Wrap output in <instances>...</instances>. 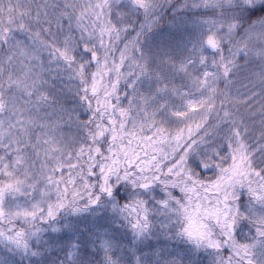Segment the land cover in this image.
<instances>
[{
  "label": "rangeland",
  "instance_id": "1",
  "mask_svg": "<svg viewBox=\"0 0 264 264\" xmlns=\"http://www.w3.org/2000/svg\"><path fill=\"white\" fill-rule=\"evenodd\" d=\"M45 1L53 6L49 13L51 16L56 13V17L45 14L37 17V23H45L43 32H13L4 39L18 92L0 111V264L23 263L16 260V255L17 259L25 261L18 249L20 241L42 244L47 253H54L56 264H62L65 256L72 259L84 243L96 245L106 255L129 251L133 242L131 226L115 214L111 201L103 207L76 212L74 207L64 213L67 208L64 207L63 181L67 175L64 168L69 161L72 164L74 159L77 161L87 153L80 155V152L90 149L89 117L88 120L82 118L90 106V98L95 108L90 114L96 120L99 137L92 149L93 152L104 149V160L110 161L103 183L110 187L109 180L116 179L119 171L128 165L127 172L132 177L129 180L141 177L138 180L147 185L146 191L135 192L130 202L134 208L139 205L137 199L142 202L140 216H147L149 223L144 228L150 227V231L138 239L136 248L141 251L138 253L156 257L159 251V257L172 256L180 260L183 247L174 237L182 231L176 222V211L173 207L161 206L167 202L151 185L158 180L162 169L178 171L184 167L183 156L191 143L186 145L184 140L197 137L215 108L219 76L209 62L210 49H217V40L210 31L214 26L211 17L199 19L197 25L202 28L194 34L197 42L192 41L196 43H191L189 52L183 56L179 52L153 51L159 37L161 42L162 34L153 35L142 45L140 32L127 44L125 42L110 61L104 37L118 39L143 11L155 13L161 7L162 16L174 0ZM185 1L171 8L170 14L180 10ZM243 1L252 5L264 0ZM212 2L194 0V5L203 8ZM158 16H154L155 20ZM180 16L184 15L179 14L178 19ZM171 20L175 29L176 20ZM91 53L95 54L91 75L96 92L83 96L80 89L93 59ZM138 58L142 67L132 77L135 85L128 98L119 101L121 82L132 72ZM151 65L158 68H150ZM145 70L147 76L142 74ZM147 79L151 86H141ZM47 93L61 102L48 108ZM63 98L66 101L61 100ZM255 102L254 109L263 115L264 96ZM238 126L229 131L230 136L221 137V142L215 146L203 150L192 147L187 158L188 169L192 168L190 161L205 165L202 182L209 191L222 195L229 190L250 192L260 207L245 203L239 207L240 212L249 218L264 220V171L262 165L236 152L241 139L247 136L243 131L246 124L241 121ZM214 127L215 134L226 130ZM242 150L245 151L244 146ZM186 171L182 170V174L187 179ZM195 173L200 172L195 169ZM36 218L52 221L47 228L18 235V238L13 236L15 229L10 222ZM132 218L135 220V211ZM255 251L258 263L264 264V242H258ZM27 257L30 261L34 254Z\"/></svg>",
  "mask_w": 264,
  "mask_h": 264
},
{
  "label": "trees",
  "instance_id": "2",
  "mask_svg": "<svg viewBox=\"0 0 264 264\" xmlns=\"http://www.w3.org/2000/svg\"><path fill=\"white\" fill-rule=\"evenodd\" d=\"M182 1L184 0L172 1L164 9L162 16L160 15L161 7L157 10L158 13L148 14L143 11L141 17L132 22L131 28L122 33L118 39L113 36L104 37V47L108 48L111 61L114 60L117 51L123 48V44L125 42L127 44L129 39L138 33L141 32L142 45L153 35L162 34L161 42L159 43V37L158 44L156 43L153 47V51L166 52L164 54L179 52L180 56H183L189 52L190 44L197 42V36L194 34L197 33V29L202 28L197 25L199 19L205 20L211 17L209 19L213 21L214 26L210 31L217 40V49H210L212 61L209 60V62L219 76L215 108L209 120L205 121L204 127L197 133V137L194 139L187 137L184 140L186 145L191 142L183 156L185 158L184 167L178 171L175 168L164 171L162 169L158 180L154 181L151 186H154V189L160 193L162 200H166L169 209L173 207L176 211V222L182 232L178 234L177 231L178 235L174 238L180 242L178 245L183 247L181 258L177 260L181 264H259L255 248L258 242H264V220L249 218L243 215L239 208L245 203L254 208L260 207L257 199L245 190H229L225 195L214 190L209 191L202 182V177L206 173L205 165L201 162L199 165L197 161H190L192 168L189 170L187 158L192 147L203 150L217 145L221 142V137L230 136L229 131L239 128L238 124L243 121L247 126L243 129L247 136L241 139L242 143L236 152L262 165L261 169L264 171V113L260 115L254 109L255 100L264 96V1L249 5L243 0H213L212 3L199 8L194 5V0H187L183 2L184 6L180 10H175L170 14V9ZM0 6V111H2L7 100L18 92L9 66L4 39L13 32L21 34L31 31L43 32L42 27L45 23H37V17H42L43 14L56 17V13L51 16L49 12H52L53 6L45 0H0ZM56 6L61 8L60 4ZM179 14L184 16L178 19ZM155 15H159L157 20H155ZM171 19L176 20L175 29ZM165 32L166 35H164ZM195 39L196 42H192ZM92 54L94 53H91V57ZM174 58L176 59L175 56ZM150 63L154 64L158 61H150ZM140 64L142 63L138 58L132 72L121 82L118 89L119 101L130 95L135 85L132 77L140 71L142 67ZM88 68L83 76L80 89L83 96L94 95L96 92L93 89L91 75L93 59ZM150 68L158 67L151 65ZM142 74L147 76L148 72L145 70ZM143 85H150V79L144 80L141 83V86ZM45 95L48 108L61 102L52 95L50 96V93ZM90 99V106L86 109L87 114L85 113L82 117L87 120L89 117L87 137L88 141H91V144H88L90 149L80 152V155L87 153L77 158V161L74 159L72 164H69L71 163L69 161L64 168V172L67 173L63 181L64 207H67L64 213H68L69 209L74 207L80 210L91 209L90 202L94 198L99 199L103 191L111 193V190L119 184H125L138 191H146L145 182L138 180L141 177H137L135 181L129 180L132 177L127 172L128 165L119 171L116 179L109 180L110 187L103 183V174L110 161L104 160L106 157L104 149L95 152L92 149L99 137L96 120L90 114L95 109L93 100ZM61 100L66 101L64 98ZM43 102L44 100L41 104ZM214 126L223 127L226 130L221 133L218 130L215 134L213 133L216 129ZM103 139L105 142L104 137ZM101 146L103 147L104 144ZM243 146L245 151L242 150ZM180 150L182 152V148ZM164 166H167V163ZM185 169L187 179L182 174V170ZM195 169L200 172L198 175ZM133 200L136 201V198ZM136 204L141 205L142 202L137 199ZM51 221V218L47 221L36 218L33 221L14 220L10 224L15 229L13 236L18 238L20 237L18 235L36 232L37 229L43 227L47 228ZM34 242L20 241L18 249L23 253L22 257L26 262L17 259L16 255V260L23 262L16 264H56L54 253H47L41 246L42 244ZM137 250L139 251V248ZM29 254H34V258L30 261L27 259ZM140 255L149 264L153 261L159 264L157 257ZM117 257L121 262L127 261V264H132V256L128 250L123 251L122 254L114 251L106 255L91 243H84L78 248L72 259L65 256L61 260L62 264H106V260L115 264ZM168 258L172 256L159 257L161 260Z\"/></svg>",
  "mask_w": 264,
  "mask_h": 264
},
{
  "label": "snow or ice",
  "instance_id": "3",
  "mask_svg": "<svg viewBox=\"0 0 264 264\" xmlns=\"http://www.w3.org/2000/svg\"><path fill=\"white\" fill-rule=\"evenodd\" d=\"M137 191V189L130 188V186H126L125 184H119L111 190V193L103 191L99 199L92 201L91 206L103 207L107 202L111 201L113 203V211L115 212V214L123 217L126 222L131 226L130 231L132 233L133 242L132 245L129 246V252L132 256V264H149L146 259H143L141 257L136 248V244L138 243L139 237L141 235H146L147 232L150 231V227L147 230L144 228V225L149 223V221L147 220V216L145 215V217L143 218H141L140 216V211H143V209H139V205H136L134 208L130 204L133 194ZM120 201H125V204L121 205ZM157 203H160V201H157ZM161 206L165 209L169 207L168 204H162ZM73 211L76 212L81 210L73 209ZM134 211L135 220H133L132 218V214ZM155 255L157 257V260H159V264H181V262L177 261L175 257L164 260L159 259V251H156ZM106 264H112V262L106 260ZM115 264H127V261L121 262L119 257H117ZM151 264H156V261L151 262Z\"/></svg>",
  "mask_w": 264,
  "mask_h": 264
}]
</instances>
